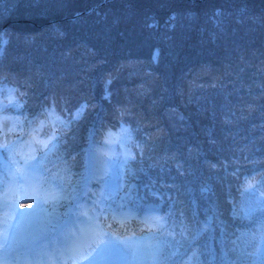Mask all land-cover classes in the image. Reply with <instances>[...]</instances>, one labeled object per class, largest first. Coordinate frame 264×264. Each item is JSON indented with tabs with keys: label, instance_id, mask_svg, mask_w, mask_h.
Wrapping results in <instances>:
<instances>
[{
	"label": "trees",
	"instance_id": "obj_1",
	"mask_svg": "<svg viewBox=\"0 0 264 264\" xmlns=\"http://www.w3.org/2000/svg\"><path fill=\"white\" fill-rule=\"evenodd\" d=\"M0 36L4 103L13 89L23 105L4 114L22 121L25 133L23 143L19 131L8 136L16 151H0V169L35 156L30 165L49 195L61 194V181L64 195L85 184L76 194L88 208L104 193L113 208L123 199L133 221L150 210L170 213L171 236L140 223L113 229L120 238L136 232L140 245L162 240L158 264H264V184L242 187L244 176L264 174V0H0ZM53 102L66 121L89 107L45 157L39 145L26 147V134L28 121L45 119ZM122 126L127 139L104 145L108 130L115 140ZM98 145L113 151L103 180L88 173V153ZM129 151L134 176L125 175ZM77 211L56 213L58 224L36 226L25 238L8 233L10 241L33 244L66 223L70 230ZM146 256L142 247L135 259L121 251L108 260L151 264Z\"/></svg>",
	"mask_w": 264,
	"mask_h": 264
},
{
	"label": "snow or ice",
	"instance_id": "obj_2",
	"mask_svg": "<svg viewBox=\"0 0 264 264\" xmlns=\"http://www.w3.org/2000/svg\"><path fill=\"white\" fill-rule=\"evenodd\" d=\"M4 42L5 41H3L2 36H0V44H3ZM155 55H158V53ZM111 82V79H109L105 83L106 99L111 96V93L108 91V85H110ZM16 91L17 90L13 89L8 90V102L4 103V90L0 88V151L7 153H14L16 151L14 144L7 142L8 136L12 133L19 131L21 136L18 137V139H20L22 143L24 142L25 133L23 129V122L13 120L11 117L4 114L5 110L8 108L19 109L23 107L21 101L15 96ZM19 95L24 96L25 93L20 92ZM88 107L89 105L87 103L80 105V107L72 114L71 121L81 119ZM172 111L175 113V109ZM41 115H43L45 119L37 117L34 120L28 121L30 130L26 134L29 138L26 147L32 148L39 145L42 155L47 157L57 152L59 145L63 143V129H66L71 121H66L56 115V106L54 102L51 107L46 108ZM178 119L183 122L185 118L181 114L178 116ZM45 129H47V131H45ZM57 129H60V131H57ZM40 133H44L46 140L36 139V136ZM114 135L115 134L112 133L111 130H108L104 137L103 144L108 146L112 143L121 144L122 141L127 139L128 132L127 129H124L122 126L119 137L115 140L112 139ZM209 142L215 143V141L211 139ZM136 147L139 148L140 146L136 145ZM104 155H107V153H104ZM139 155L143 156V152L141 151ZM20 159L23 160L26 171L31 161H34L36 157L33 156L29 160L21 156ZM135 159L136 154L130 151L124 155L126 165L125 175L134 176L130 162L135 161ZM12 162L15 164L19 161L13 160ZM209 166L212 168L216 167L214 164H210ZM25 171L17 170L15 175L20 180H27L28 177H26ZM232 175L237 180L241 179L238 172H233ZM103 178V174H98V180H103ZM32 179L41 184L48 183L47 180L41 181L38 176H33ZM262 184H264V174L261 175L260 179H257L255 175L243 177L242 187L245 192H253L256 190L257 186ZM58 187L61 189V194L55 197L56 200L77 199L75 189L72 190L71 195L63 194V181L60 182ZM0 191H2V188H0ZM202 191L207 192L210 191V189L204 188ZM83 195L87 196L88 192H84ZM261 195H264V193ZM35 198L38 201L43 202L41 196L37 195ZM112 199V196H105L104 193H100L98 198L92 200L90 208L84 205H77V223L74 225L73 229L64 233V242L59 245L56 250V255L59 257L61 264H69V262L70 264H83V262H87V264H99L100 261L108 260L114 254L121 251H125L128 255L135 259L138 257L142 247L147 250L146 259L151 261V264H158L160 254L163 249L162 240L157 239L155 241L146 242L144 245H140L137 244L134 239L136 232H131V234L120 238L113 231V226L118 225L117 231L129 232L131 221L138 219V217L132 214L131 209H128V211L125 212L127 205L123 199H121V202L116 208H113L111 204L106 203V201ZM117 209L119 211H117ZM69 211H71V208ZM150 211L153 212V214L145 216L143 220H139V223L143 225L144 228H147L149 232L153 233L154 236L167 237L173 235L174 228L173 225L170 224L171 214L159 215L155 212V210ZM238 211L240 214H243L244 208H240ZM235 212L236 210L234 209V213ZM209 227L210 225L206 223L205 225H202V230L207 231ZM181 235H184L183 230L181 231ZM0 241H6V237L2 232H0ZM230 242L233 245L235 244L234 240Z\"/></svg>",
	"mask_w": 264,
	"mask_h": 264
},
{
	"label": "rangeland",
	"instance_id": "obj_3",
	"mask_svg": "<svg viewBox=\"0 0 264 264\" xmlns=\"http://www.w3.org/2000/svg\"><path fill=\"white\" fill-rule=\"evenodd\" d=\"M112 158L113 151L110 148L96 146L88 153L89 175L97 179L98 174L108 177L107 163ZM17 170L25 171L23 161L12 167L0 169V188H2L0 191V232L6 237V241H0V264H61L56 250L59 245L63 244L64 233L69 230L67 223L63 224L53 235L31 245L25 244L21 239L11 242L8 233L13 234L17 231L20 234L23 233L22 238H25V234L36 226L42 229L53 227L52 223L58 224L53 222L56 213L69 210L73 206L77 207L78 204L81 205V200L74 202L71 199L56 200L57 195L47 194L41 188L40 183L32 179L33 176L40 178V171L37 167L29 165L25 171L27 180H20L15 175ZM81 187L83 184L71 188L70 194L73 189L79 193L78 190ZM37 195L42 197L43 202L35 198ZM83 204L86 207L88 205L87 202ZM62 215L66 217V213ZM50 221L52 223L49 224ZM110 263L109 260L99 262V264Z\"/></svg>",
	"mask_w": 264,
	"mask_h": 264
}]
</instances>
